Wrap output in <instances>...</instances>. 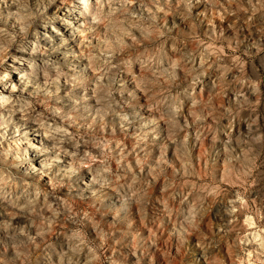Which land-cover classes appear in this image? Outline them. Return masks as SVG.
<instances>
[{
  "label": "rangeland",
  "instance_id": "rangeland-1",
  "mask_svg": "<svg viewBox=\"0 0 264 264\" xmlns=\"http://www.w3.org/2000/svg\"><path fill=\"white\" fill-rule=\"evenodd\" d=\"M92 3L83 69L63 79L62 45L19 88L73 164L47 180L15 150L31 133L6 135L0 264H264V0ZM20 6L0 3V67L54 4Z\"/></svg>",
  "mask_w": 264,
  "mask_h": 264
},
{
  "label": "bare ground",
  "instance_id": "bare-ground-1",
  "mask_svg": "<svg viewBox=\"0 0 264 264\" xmlns=\"http://www.w3.org/2000/svg\"><path fill=\"white\" fill-rule=\"evenodd\" d=\"M21 0H0V3L7 6L5 12L14 21H20L22 17ZM39 1L43 5L54 4L52 10H49L40 24H37L34 33L28 35L26 41L15 47L11 56L4 57L0 67V121L4 116H15L16 130L10 131L12 127L7 126L0 129V149L3 151L5 147L9 148L10 144L6 141V135L18 136L23 134L22 130L29 134L27 141L14 144L15 150H27L28 154L33 156L34 163H30V169L50 179L51 167L55 163H66L68 166L73 164V159L64 148V145L54 139H50L45 130L38 124L33 123L23 113L22 108L26 103L17 95H20L22 85L27 83L35 84L33 88L27 89L28 92H37L41 89H34L40 84L47 85V80L44 77L33 75V67L38 60L44 59L43 56L52 54V51L65 45L66 50L63 56L70 59L71 63L67 65L65 70L64 80H67L69 74L83 69V57L80 49V43L84 34L91 29L92 25L85 20L84 15H87L88 6L95 0H27ZM97 1V0H96ZM93 4V3H92ZM82 36V37H81ZM79 38V39H78ZM81 39V40H80ZM22 42V41H21ZM4 46L3 40L0 37V49ZM36 57L40 59H35ZM90 88L84 89V92ZM91 90V89H90ZM43 101V100H42ZM53 125L62 128H69L65 117L57 110V100H53ZM3 129V130H2ZM10 131V133H8ZM5 135V136H4ZM43 148L42 150H38ZM41 152L50 153L45 158H40ZM61 170L58 168V171ZM88 178L92 176L87 172ZM51 181V180H50ZM251 242V241H250ZM240 246V245H239ZM241 247V246H240ZM239 247V248H240ZM242 250L250 252L259 248L252 243H246L241 247Z\"/></svg>",
  "mask_w": 264,
  "mask_h": 264
}]
</instances>
